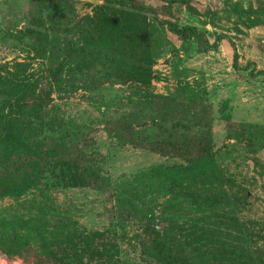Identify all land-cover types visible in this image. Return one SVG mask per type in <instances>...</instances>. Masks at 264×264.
Masks as SVG:
<instances>
[{
  "label": "rangeland",
  "instance_id": "rangeland-1",
  "mask_svg": "<svg viewBox=\"0 0 264 264\" xmlns=\"http://www.w3.org/2000/svg\"><path fill=\"white\" fill-rule=\"evenodd\" d=\"M113 1L120 0H49L38 17L46 23L41 41V35L26 33L34 0H0V107L13 92L21 96L29 83L42 82L57 65L58 40ZM137 1L157 10L144 11L155 51L149 85L107 83L114 75L109 52L94 51L91 63L83 64L95 69L84 68L65 81L63 92H54L46 117L56 122L35 127L33 135L46 147L86 140L81 150L105 187L46 190L54 199L41 200L45 205L27 214L49 225L46 229L56 227L54 235L63 241L75 233H103L107 245L120 249L112 264H162L148 258L142 246L143 240L160 237L185 249L187 264H259L264 259V0H181L171 8L167 0ZM176 23L196 30L180 37ZM95 84L96 89L86 86ZM167 96L190 102L198 112L202 103L211 104L215 156L203 174L181 159L123 143L107 128L117 119L151 111L152 97ZM142 122L132 123L145 139L163 132L162 126L158 132L151 123L136 124ZM192 122L181 130L191 139L201 137L207 126L201 130ZM154 170L156 176H144ZM5 207L15 208L17 221L21 205L0 200V211ZM66 215L72 220L64 224ZM18 233L25 235L23 228ZM6 238L0 233V264H36L32 254L22 257L11 247L7 252L1 244Z\"/></svg>",
  "mask_w": 264,
  "mask_h": 264
},
{
  "label": "trees",
  "instance_id": "trees-1",
  "mask_svg": "<svg viewBox=\"0 0 264 264\" xmlns=\"http://www.w3.org/2000/svg\"><path fill=\"white\" fill-rule=\"evenodd\" d=\"M167 1L166 8L182 2ZM48 2L49 0H34L30 15L32 27H28L26 31L28 35L44 33V17L40 20L38 17L43 16ZM160 8H164V5ZM145 10L157 11L151 4L139 3L137 0L113 1L97 7L91 16L78 22L74 34L66 33L63 39L58 40L61 49L57 65L46 71L43 81L34 80L35 82L29 83L21 96L13 92V98L0 107V200L15 201L22 207V213L16 217L17 221L13 220L15 208L5 207L0 211L9 213L7 217H0V233L2 235L5 231L8 238L2 239L1 244L7 252L11 247L22 257L32 254L36 258V264H105V260L113 261L120 254L116 244L107 245L109 243H106L108 241H105V235L101 232L83 235L75 233L71 237L73 240L67 242L64 239L65 242L56 237L62 238V235H54L56 227L46 229L49 225L38 221L36 215L27 214L30 210L43 207L45 204L41 200L54 199L53 192L50 194L46 190L57 187H105L102 175L86 160L82 151L87 147L86 140L77 145L66 143L46 147L41 139L33 135L35 127L41 128L47 122H56L54 119L47 121L46 117L53 107L54 92H63L65 81L69 82L76 75H81L84 68L89 71L95 69L83 64L91 63L88 58L97 54L94 51L109 52L114 75L107 79V83L116 85L119 82H139L142 87L149 85L155 51L148 34L149 23L144 16ZM173 25V30L180 37H187L196 30L191 26L179 28L177 23ZM40 40L43 41L42 35ZM101 65L104 68V64ZM86 86L96 89L99 84ZM200 106L202 110L198 112L190 106V102L185 103L177 97H152L151 111L137 112L128 120L117 119L116 123H110L107 128L123 143L165 157L181 159L195 165L196 173L203 174L215 156V151L211 136L212 117L208 116L211 104L202 103ZM136 120L144 121L136 123L138 126L151 123L158 132L162 126L163 132L160 135L156 132L145 139L132 123ZM188 120L196 121L195 126H202L201 130L207 126L201 137L191 139L181 130V126ZM155 173L156 170L149 171L144 176L154 177ZM105 191L109 190L105 188ZM47 212L50 213L48 209ZM68 220L72 219L66 215L63 223ZM22 228L25 235L20 237L18 231ZM61 228L62 221L59 222L58 229ZM213 241L212 238L208 240L209 244ZM142 246L147 251L148 258L154 257L153 260L157 259L162 264H187L183 252L185 249L176 248L166 239H145ZM90 255L100 256L103 260L89 261L86 258ZM263 263L264 259L259 261V264Z\"/></svg>",
  "mask_w": 264,
  "mask_h": 264
}]
</instances>
